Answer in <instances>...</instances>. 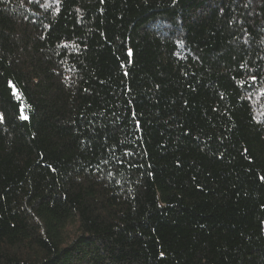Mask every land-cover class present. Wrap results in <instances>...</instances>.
Masks as SVG:
<instances>
[{"label": "trees", "instance_id": "16d2710c", "mask_svg": "<svg viewBox=\"0 0 264 264\" xmlns=\"http://www.w3.org/2000/svg\"><path fill=\"white\" fill-rule=\"evenodd\" d=\"M0 264H264V0H0Z\"/></svg>", "mask_w": 264, "mask_h": 264}, {"label": "snow or ice", "instance_id": "6c2138e0", "mask_svg": "<svg viewBox=\"0 0 264 264\" xmlns=\"http://www.w3.org/2000/svg\"><path fill=\"white\" fill-rule=\"evenodd\" d=\"M252 79H255V77H253ZM13 87H15V86L13 85ZM25 119H27V117H25Z\"/></svg>", "mask_w": 264, "mask_h": 264}]
</instances>
